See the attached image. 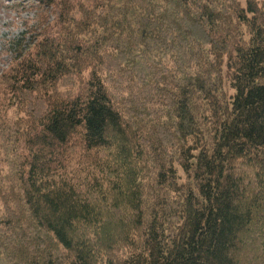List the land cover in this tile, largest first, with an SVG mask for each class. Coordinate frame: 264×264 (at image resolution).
Instances as JSON below:
<instances>
[{
	"label": "trees",
	"instance_id": "obj_1",
	"mask_svg": "<svg viewBox=\"0 0 264 264\" xmlns=\"http://www.w3.org/2000/svg\"><path fill=\"white\" fill-rule=\"evenodd\" d=\"M36 2L0 77V264H264V0Z\"/></svg>",
	"mask_w": 264,
	"mask_h": 264
},
{
	"label": "rangeland",
	"instance_id": "obj_2",
	"mask_svg": "<svg viewBox=\"0 0 264 264\" xmlns=\"http://www.w3.org/2000/svg\"><path fill=\"white\" fill-rule=\"evenodd\" d=\"M54 14L53 8L41 7L36 0H0V77L13 64L19 45L29 49L40 17L50 22ZM74 167L72 163L69 170Z\"/></svg>",
	"mask_w": 264,
	"mask_h": 264
}]
</instances>
